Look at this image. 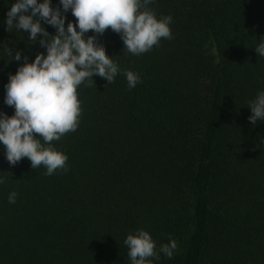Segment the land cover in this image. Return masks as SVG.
<instances>
[{
	"label": "trees",
	"instance_id": "obj_1",
	"mask_svg": "<svg viewBox=\"0 0 264 264\" xmlns=\"http://www.w3.org/2000/svg\"><path fill=\"white\" fill-rule=\"evenodd\" d=\"M13 3L0 0V111L8 115L9 74L25 56L47 54L39 34L33 43L7 30ZM51 4L63 13L60 0ZM149 7L172 17V38L133 55L110 28L98 36L120 71L113 83L97 75L78 87V127L52 142L68 156L66 172L45 175L27 158L10 165L0 143V264H131L124 241L140 229L156 242L152 264H264V121L252 125L248 106L264 91L255 51L264 0ZM63 14L65 27L76 20ZM126 71L139 73L135 88ZM171 239L178 247L168 258L159 249Z\"/></svg>",
	"mask_w": 264,
	"mask_h": 264
},
{
	"label": "clouds",
	"instance_id": "obj_2",
	"mask_svg": "<svg viewBox=\"0 0 264 264\" xmlns=\"http://www.w3.org/2000/svg\"><path fill=\"white\" fill-rule=\"evenodd\" d=\"M153 0H60L63 13L71 10L76 20L68 21L61 7H53L51 0H15L7 12V30L15 27L27 32L28 39L46 48L38 52L31 62L25 56L15 74H9L5 85L4 103L14 107V114L0 111V143L5 157L15 166L23 158L31 162L32 169L43 165L51 176L58 169L65 172L68 156L52 147L69 132L76 131L81 116L78 87L94 76L113 83L120 69L98 41L109 28L118 33L124 49L133 55H141L159 45L162 38L171 39L170 15L160 16L149 7ZM56 29L50 34L43 23ZM93 35H86L89 32ZM11 60L20 61L21 52L10 48ZM264 57V40L255 47ZM128 88L141 82L139 73L125 72ZM249 121L255 125L264 121V91L249 101ZM41 138L44 143L41 142ZM47 145V146H45ZM0 177V183H4ZM17 193L9 195V203H15ZM131 264H152L150 258L159 259L156 242L146 230L129 234L125 241ZM177 241L162 244L159 252L173 257Z\"/></svg>",
	"mask_w": 264,
	"mask_h": 264
}]
</instances>
